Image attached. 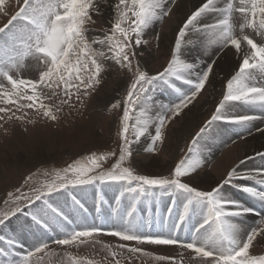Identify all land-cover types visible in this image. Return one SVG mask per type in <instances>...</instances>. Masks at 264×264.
Segmentation results:
<instances>
[{
  "label": "snow or ice",
  "instance_id": "6c2138e0",
  "mask_svg": "<svg viewBox=\"0 0 264 264\" xmlns=\"http://www.w3.org/2000/svg\"><path fill=\"white\" fill-rule=\"evenodd\" d=\"M4 2L0 0V6ZM173 4L175 0H115L110 5L109 27L102 35L90 38L88 34L94 30L88 26L95 23L93 16L103 14L97 0H23L15 14L0 26V77L7 82V86L0 83V103L15 105L17 110L32 109L52 121L58 120L56 113L61 108L54 109L45 103L48 97L44 96L42 89L50 90L52 96L60 90L65 97L59 102L61 105L68 104L75 96L83 106V100L101 84L105 70L103 61H113L132 71L137 55L135 49L146 43L143 40L146 30L168 15ZM207 17H211L212 22L201 23ZM189 30L203 35L202 51L219 47V55L226 48L233 47L240 60L238 68L227 79L222 99L195 134L188 153L173 171L168 175L138 174L132 167L125 166L132 155V145L147 135L150 125L155 123L151 146L147 149L155 152L157 142L162 144L164 141L166 123L179 116L196 99L213 70L215 60L197 72V63L181 58L182 48L186 44L193 46L192 41H185ZM249 31L252 34H248ZM254 37H259V41ZM29 58L44 65L45 70L39 72V78L14 77L12 73L18 74ZM173 81L188 85V92L180 93L178 102L170 107L161 105V112L153 118L150 115L152 86L157 82L168 84ZM120 105L117 100L111 107ZM238 107L261 115H237L234 109ZM167 112H171V116ZM0 113H11L9 119L15 115L9 107H0ZM261 119H264V0H204L179 28L171 58L163 71L149 75L140 69L138 63L135 65L134 79L123 100L119 133L122 142L115 163L104 169L101 161L115 153H92L66 167L45 172L44 175L50 178L29 193L16 196L11 201L13 207L0 211V227H6L12 217L25 213L27 209L29 229L34 234L55 231L60 238L52 242L60 246L84 244L94 237L110 235L138 244L179 246L193 252L202 264H264V253L252 251L257 237L264 236V228L252 227L246 233L242 228L248 216L259 217L261 213L225 191L234 188L264 210V166L246 171L234 167L210 190H199L183 180L203 164L197 145L214 123L222 122L250 131L252 124ZM255 157L264 160V152H257ZM96 185L117 188L112 214L121 222L119 228L77 223L75 216L54 199L65 192ZM8 196L13 194L9 192ZM165 196L168 203L161 210L159 204ZM72 201L74 206L83 210V204L74 196ZM141 202H148L152 208L139 209ZM103 203L102 199H97V211ZM149 210L156 216L160 232L144 230L152 226L151 218L146 220L143 216ZM181 230L186 233L185 239L178 235ZM4 244L6 247L0 246V264H37L38 254L48 249L49 240L37 238L33 245L25 248L22 241L10 236L6 241L0 240V245ZM118 247L151 255L139 247L126 244ZM111 255L115 257L116 253ZM67 256L69 264H96L88 257L78 258L71 253ZM155 258L175 264L174 257Z\"/></svg>",
  "mask_w": 264,
  "mask_h": 264
},
{
  "label": "rangeland",
  "instance_id": "374dc122",
  "mask_svg": "<svg viewBox=\"0 0 264 264\" xmlns=\"http://www.w3.org/2000/svg\"><path fill=\"white\" fill-rule=\"evenodd\" d=\"M22 2L23 0H5L4 4L0 6V26H3L11 18V15L15 14ZM179 2L180 0H175V4L171 5L169 14L146 30L143 35V40L146 43L135 49L137 55L133 60L132 71L121 68L113 61H103L105 70L102 73L101 84L97 86L96 91L90 97L83 100V106L76 100L75 96L71 98L68 104L61 105L59 102L65 97L61 95L60 90H57V95L52 96L50 90L42 89L44 96L48 97L44 102L52 105L54 109L57 106L61 108V111L56 113L59 117L58 120L52 121L37 114L32 109L17 110L15 105L0 103V107H9L15 113L11 119L8 118L11 113L7 115L0 113V116L4 117L0 119V211L13 207L11 201L16 196L29 193L32 188L38 187L40 182L50 178L44 175L45 172L50 173L53 169L66 167L78 158L92 153L114 152V156L107 157V159L101 161V164L104 169H108L115 163L119 157L122 142L119 133L123 100L127 94L128 86L134 79L135 65L138 63L140 69L147 71L149 75H155L167 66L173 51L175 35H177L182 24L179 25V19L183 18V15L177 10ZM199 2L198 5L193 7L200 6L204 0ZM97 3L101 5L103 14L93 16L95 23L88 26L94 30L89 32L90 38L102 35L103 30L109 27L108 20L112 16L110 5L115 3V0H97ZM187 3L188 8L190 7L187 14L190 15L195 8L192 7L191 0H187ZM187 16L183 20H186ZM203 22L209 23L207 20L202 19L201 23ZM188 33L193 34V31L189 30ZM188 33L185 36V41L190 40L192 45L195 46L192 47L186 44L182 48L181 58L188 60V62L194 61L197 63V72L206 69L207 65L215 59L213 70L205 88L198 94L196 99L179 116L166 123L163 129L164 141L162 144L157 142L155 152L147 150L151 146L150 137L154 135L155 123L150 125L147 135L132 145V155L125 162V166L132 167L138 174L168 175L173 171L175 165L188 153L189 145L195 134L209 120L219 100L222 99L227 79L238 68L240 60L238 62L236 54L231 59L221 61V63L217 61L220 60L223 54H219L215 58L216 54L220 53L216 50H219V47L211 48V52L209 51L211 54L208 52L209 59H204L202 54H199L195 49L199 45L198 41L201 34L194 32L196 35L189 36ZM248 34L252 33L249 31ZM254 38L259 41V37ZM230 48L232 47L230 46L227 50ZM188 49L189 55L186 53ZM212 53L215 54L211 56ZM191 55L193 56L191 57ZM43 70H45L43 64L36 59L29 58L25 62V67L18 74L16 72L12 74L14 77L19 75L23 78L35 80L39 78V72ZM0 83L7 86V82L2 77H0ZM152 87L154 91L151 93L153 99L150 115L153 118L161 112V105L169 107L174 105L178 102L180 93H186L189 90V86L183 84L182 81H173L168 84L157 82ZM177 88H179V92H177ZM117 100L121 102L120 107L112 108L111 105ZM23 102L27 103V101ZM198 111L199 113H206L200 123L185 128L186 122L192 119L193 113L196 112L195 115H197ZM234 111L237 112V115H240V112L248 110L244 107H238ZM167 115L171 116V112H167ZM20 116L24 118L18 119L17 117ZM257 129L261 128L253 129L251 127L250 131H244L239 127L222 122L214 123L197 145L199 155L204 161L203 164L197 171L184 177V182L199 190H210L224 179L234 167L239 166V171H246L264 166V160L255 157L257 152L262 150L264 152V135ZM260 134L261 137L259 138ZM252 138L260 139L262 144L256 145V141H251ZM248 150L255 154L246 156ZM249 156L255 157L254 160L246 159ZM241 161H244V163L241 164ZM223 167H225V170L221 172ZM206 173L214 178L211 181L212 183L204 184L202 187L197 185L195 183L197 176L199 174L203 176ZM30 176L31 179H28ZM237 183L245 182L237 181ZM225 191L237 200L256 207L257 211L261 213L259 217L254 215L253 217L256 218L251 219L252 221L249 217L245 219L242 225L245 233L252 227L264 228V222H262L264 221V210L260 209L259 204L249 200L243 193L236 191L234 188H226ZM9 192L13 194L12 197L8 196ZM117 194L118 190L115 186L96 185L83 189L77 188L56 196L54 199L63 204L70 215L75 216L77 223H95L106 228H119L121 222L112 214V207L115 205L114 197ZM73 196L83 204V210L73 205ZM98 198L104 201L99 211L96 207ZM5 201H9V203L5 204ZM167 203L168 197L165 196L159 204L160 209L163 210ZM138 208L151 209L152 205L148 202H141L138 204ZM26 213L27 209L25 213L12 217L7 222L6 227H0V240L6 241L8 237L15 236L23 242L25 248H28L37 241V238L48 239L49 247L38 254L37 264H69L68 253L78 258L88 257L96 261V264H116V261H119V264H172V261L156 259V256L174 257L175 264H202L201 260L195 258L193 252L179 246L138 244L135 241H121L110 235H100L79 245H56L52 240L60 238L58 234L55 231L49 233L37 231L34 234L29 229L30 221ZM140 214L138 212V215ZM143 216L146 220L151 218L152 224L151 228L145 227V231H161L156 224V216L151 210L144 212ZM178 235L182 239L186 238V233L183 230ZM263 240L264 236H258L257 240L254 241V247L252 248L254 253H264ZM120 244L142 248L144 252L151 255L132 253L127 248L121 249L118 247ZM0 246L6 247V244ZM112 252L116 253L115 257L111 255ZM33 259L35 261L36 257Z\"/></svg>",
  "mask_w": 264,
  "mask_h": 264
},
{
  "label": "bare ground",
  "instance_id": "6f19581e",
  "mask_svg": "<svg viewBox=\"0 0 264 264\" xmlns=\"http://www.w3.org/2000/svg\"><path fill=\"white\" fill-rule=\"evenodd\" d=\"M199 1H201V0H191V5H192V7L193 6H196V5H198V2ZM199 4H200V2H199ZM179 7H178V12H180L182 15H183V18L182 19H179V25L181 24V26L183 25V23H184V21L185 20H183L188 14H187V10L190 8H188V3H187V0H180V2H179V5H178ZM198 7V6H197ZM193 8H195V7H193ZM193 10V9H192ZM203 20H207L209 23H211L212 22V19H210V17L208 18H204ZM183 21V22H182ZM204 23V22H203ZM177 25V24H176ZM176 27V26H175ZM177 29V28H176ZM175 30V29H174ZM174 30H173V32H174ZM189 32V31H188ZM174 34V33H173ZM188 35L189 36H191V35H196V33H194V31H193V34H191V33H188ZM187 35V37H188V39H189V36ZM176 36V35H175ZM186 38V37H185ZM203 39H204V37H203V35L201 34V37H200V39H199V41H198V43H199V45H197L196 46V50H197V52H199V54L201 53L202 54V56L204 57V59H209L208 58V52L211 50V48L210 49H206V50H203L202 51V48H201V44H200V42L201 41H203ZM187 40V39H186ZM189 41V40H188ZM195 45H193L192 47H194ZM212 48H215V47H212ZM229 48V47H228ZM193 49V48H192ZM214 50V49H213ZM217 50V52H220V49L218 50V49H216ZM188 52H186L187 53V55H189L190 54V52H189V49L187 50ZM211 52V51H210ZM209 52V53H210ZM193 53V52H192ZM216 53V52H215ZM214 53V54H215ZM211 54V53H210ZM213 53H212V55L211 56H213L214 55ZM222 54V53H221ZM236 54V52H235V49L232 47V48H230V49H228L227 50V48L225 49V51H223V54H222V56H221V58H220V60H217L219 63H221V61L223 62V61H226V60H229V59H231L232 57H233V55H235ZM193 55H194V53H193ZM193 55H191V57L193 56ZM217 55H218V53L216 54V56H215V58L217 57ZM187 57V56H186ZM219 57V56H218ZM195 59V58H194ZM203 59V60H204ZM211 59V58H210ZM234 59V58H233ZM213 60H215V59H213ZM188 61V60H187ZM231 61H233V60H231ZM194 62V61H193ZM210 62V61H209ZM212 62V61H211ZM238 62H239V60H238ZM229 65V64H228ZM232 65V64H231ZM231 65H230V67H231ZM235 66V65H234ZM223 67V66H222ZM226 67V66H225ZM229 67V66H228ZM233 67V66H232ZM234 68V67H233ZM237 68V67H236ZM235 69V68H234ZM217 70V69H216ZM230 70V69H229ZM226 71V70H225ZM234 71V70H233ZM220 72V71H219ZM217 73H218V71H217ZM231 74V73H230ZM221 75V74H220ZM225 75V74H224ZM223 76V75H222ZM230 76V75H229ZM221 77V76H220ZM228 78V77H227ZM222 79V78H221ZM214 81V80H213ZM221 81V80H220ZM216 83H217V81H216ZM219 86H221V85H219ZM241 108H243V107H241ZM244 109H246V108H244ZM242 110V109H241ZM196 113V112H195ZM195 113H193V115H192V119H190L189 121H187L186 122V127L185 128H188L189 126H192V125H194L195 126V124H199L200 123V120L202 119V117L203 116H205V114L206 113H204V112H200L199 113V111L197 112V115H195ZM237 113V112H236ZM239 113V112H238ZM240 115H243V114H256V115H261L259 112H255V113H253V112H250V111H246V112H240L239 113ZM192 121V122H191ZM189 122V123H188ZM191 122V123H190ZM253 126H251L253 129L254 128H261V129H264V119H261V120H257V121H255L253 124H252ZM225 130V129H224ZM226 131V130H225ZM261 132V134L262 135H264V131H260ZM220 133V132H219ZM226 134V133H225ZM253 134V133H252ZM261 134L259 135V138L261 137ZM228 135V134H227ZM225 136V135H224ZM263 139V138H262ZM252 140H254V141H256V145H259V144H262V141L260 142V139L258 140H256L255 138H252L251 139V141ZM215 141V140H214ZM221 143H222V141H220ZM253 142V141H252ZM263 142H264V140H263ZM207 144V143H206ZM264 144V143H263ZM205 145V144H204ZM209 145V144H208ZM206 146V145H205ZM249 147V146H248ZM253 147V146H252ZM259 147V146H258ZM260 148V147H259ZM264 148V147H263ZM257 149V148H256ZM255 150V149H254ZM254 150H252V151H254ZM249 151V150H248ZM247 151V152H248ZM263 151V150H262ZM261 151V152H262ZM206 152V151H205ZM237 152V151H236ZM235 152V153H236ZM239 154V153H238ZM252 154H255V153H251L250 151L246 154V156H248V155H252ZM240 155V154H239ZM250 157V156H249ZM233 158V157H232ZM232 160V159H231ZM249 160V159H248ZM254 160V159H253ZM251 163H253V162H251ZM260 164V163H259ZM242 166V165H241ZM261 167V166H260ZM243 169V168H242ZM225 170V167H223L222 168V170H221V172H223ZM212 179H214V178H211V176H210V174L208 175L207 173L206 174H204L203 176L202 175H198L197 176V178H196V180H195V183L197 184V185H200L201 187L205 184H210V183H212L211 181H212ZM241 197V196H240ZM239 197V198H240ZM247 201V200H246ZM254 203V202H253ZM249 204V203H248ZM250 205V204H249ZM252 205V204H251ZM254 215H250V216H248L249 218H250V220L251 219H255L256 217H253ZM252 221V220H251ZM250 223V222H249ZM264 241V240H263Z\"/></svg>",
  "mask_w": 264,
  "mask_h": 264
}]
</instances>
